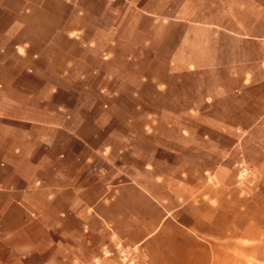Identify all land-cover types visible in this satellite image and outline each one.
Segmentation results:
<instances>
[{
	"label": "crops",
	"instance_id": "1",
	"mask_svg": "<svg viewBox=\"0 0 264 264\" xmlns=\"http://www.w3.org/2000/svg\"><path fill=\"white\" fill-rule=\"evenodd\" d=\"M119 243L264 264V0H0V264Z\"/></svg>",
	"mask_w": 264,
	"mask_h": 264
},
{
	"label": "built area",
	"instance_id": "2",
	"mask_svg": "<svg viewBox=\"0 0 264 264\" xmlns=\"http://www.w3.org/2000/svg\"><path fill=\"white\" fill-rule=\"evenodd\" d=\"M238 176L240 179H244L247 177L249 173V168L244 161H239L236 163ZM117 253L119 257L122 259L121 264H136V256L133 254V248L130 246H126L122 243L117 245ZM106 255H113L112 251H107ZM115 264V263H112Z\"/></svg>",
	"mask_w": 264,
	"mask_h": 264
},
{
	"label": "rangeland",
	"instance_id": "3",
	"mask_svg": "<svg viewBox=\"0 0 264 264\" xmlns=\"http://www.w3.org/2000/svg\"><path fill=\"white\" fill-rule=\"evenodd\" d=\"M90 23H91V22H90ZM92 23H94V22H92ZM245 163H246V162H245ZM246 165H247V166H248V168H249V173H248V175H249V174H250V172H251L252 166H250V165H249V164H247V163H246ZM248 175H247V176H248ZM245 178H246V177H245Z\"/></svg>",
	"mask_w": 264,
	"mask_h": 264
}]
</instances>
